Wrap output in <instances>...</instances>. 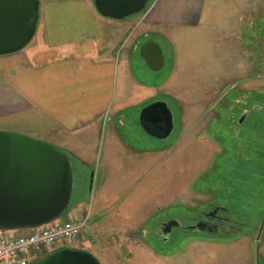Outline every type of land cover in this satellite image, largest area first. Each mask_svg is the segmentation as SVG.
Wrapping results in <instances>:
<instances>
[{"label": "rangeland", "instance_id": "obj_1", "mask_svg": "<svg viewBox=\"0 0 264 264\" xmlns=\"http://www.w3.org/2000/svg\"><path fill=\"white\" fill-rule=\"evenodd\" d=\"M254 21L244 41L226 47L217 45L214 24L172 32V42L151 38L164 59L158 72L141 60L139 48L131 51L118 90L125 111L115 119L124 125L116 131L133 149L156 154L135 161L113 148L106 176L100 136L83 191L74 187V172L69 206L55 220L86 217L87 229L63 248L88 252L101 264H264V18ZM137 32H128L125 53ZM169 72L167 89L155 88ZM157 101L173 113L167 139H155L139 122L143 108ZM210 205L242 222V236L179 229L157 240L156 224L170 217L185 218L186 226Z\"/></svg>", "mask_w": 264, "mask_h": 264}, {"label": "crops", "instance_id": "obj_2", "mask_svg": "<svg viewBox=\"0 0 264 264\" xmlns=\"http://www.w3.org/2000/svg\"><path fill=\"white\" fill-rule=\"evenodd\" d=\"M255 18H264V0H150L142 13L125 20L102 17L93 0H39L30 44L0 56V129L48 142L64 152L79 180L74 187L82 192L85 171L94 170L100 136L107 145L106 176L115 161L113 148H121L126 159L135 161L156 154L133 149L116 131L124 125L115 119L125 111L118 90L131 51L155 43L153 37L172 42L171 34L177 30H198L203 24L216 25L217 45L230 46L244 41ZM136 28L125 53L128 32ZM169 74L149 87L167 89Z\"/></svg>", "mask_w": 264, "mask_h": 264}, {"label": "water", "instance_id": "obj_3", "mask_svg": "<svg viewBox=\"0 0 264 264\" xmlns=\"http://www.w3.org/2000/svg\"><path fill=\"white\" fill-rule=\"evenodd\" d=\"M150 0H93L102 17L125 20L142 13ZM39 0H0V56L21 51L32 40L38 22ZM148 68L163 67L161 49L153 42L140 48ZM139 122L151 136L165 139L173 131V115L166 103L147 105ZM161 124L158 136L149 127ZM69 157L52 144L0 130V229L21 230L46 225L68 208L73 190ZM36 264H101L88 252L62 249Z\"/></svg>", "mask_w": 264, "mask_h": 264}, {"label": "built area", "instance_id": "obj_4", "mask_svg": "<svg viewBox=\"0 0 264 264\" xmlns=\"http://www.w3.org/2000/svg\"><path fill=\"white\" fill-rule=\"evenodd\" d=\"M88 219L52 221L29 229L25 234H12L0 229V264H35L41 257L61 249L79 238L87 229Z\"/></svg>", "mask_w": 264, "mask_h": 264}, {"label": "flooded vegetation", "instance_id": "obj_5", "mask_svg": "<svg viewBox=\"0 0 264 264\" xmlns=\"http://www.w3.org/2000/svg\"><path fill=\"white\" fill-rule=\"evenodd\" d=\"M244 117V116H243ZM150 132L160 136L164 134L161 124H157L149 127ZM209 210L203 211L199 216L193 217L186 226L183 225L185 218H166L156 224L153 229V233L157 237L158 241L166 242L174 230H181L183 234L186 233H204L206 235L214 236H242V225L243 223L234 219H230L224 214H227V210L221 206L210 205ZM233 212V211H232ZM239 218V216H236ZM167 256V252H162Z\"/></svg>", "mask_w": 264, "mask_h": 264}]
</instances>
